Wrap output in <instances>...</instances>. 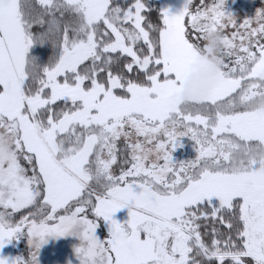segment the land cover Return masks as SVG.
Masks as SVG:
<instances>
[{
  "label": "snow or ice",
  "instance_id": "obj_1",
  "mask_svg": "<svg viewBox=\"0 0 264 264\" xmlns=\"http://www.w3.org/2000/svg\"><path fill=\"white\" fill-rule=\"evenodd\" d=\"M225 3L0 0V248L32 249L11 264L65 236L79 264H264V7ZM210 33L216 82L181 102Z\"/></svg>",
  "mask_w": 264,
  "mask_h": 264
},
{
  "label": "rangeland",
  "instance_id": "obj_2",
  "mask_svg": "<svg viewBox=\"0 0 264 264\" xmlns=\"http://www.w3.org/2000/svg\"><path fill=\"white\" fill-rule=\"evenodd\" d=\"M184 2L185 0H159V5L160 9L168 8L171 12L175 13L182 8ZM196 3H198V0H194L193 7ZM262 7H264V0H226L225 3V11L231 12L237 22L251 18L254 16L256 10ZM204 59L207 62L201 60L197 55L195 56L184 80L181 92L189 81L192 82L194 88L197 86L202 72L210 64V54H204ZM194 153H196L195 149ZM114 218L118 221L125 220L127 218V209L118 211ZM78 244L79 240L75 236H65L55 239L49 238L48 242L42 245L39 250L37 256L38 264H79L74 252V248ZM31 251L32 249L28 244V237L25 233L18 235L16 239H13L3 248H0V257L8 258L9 264L16 258H22L27 262L30 258Z\"/></svg>",
  "mask_w": 264,
  "mask_h": 264
},
{
  "label": "clouds",
  "instance_id": "obj_3",
  "mask_svg": "<svg viewBox=\"0 0 264 264\" xmlns=\"http://www.w3.org/2000/svg\"><path fill=\"white\" fill-rule=\"evenodd\" d=\"M205 39L206 46L201 53L210 54V64L202 72L199 83L195 88L191 81L185 85L183 91L179 94V100L181 102L196 99L198 95L207 92L216 82V77L221 65L222 41L218 33H210ZM256 106L258 109L264 110V98L259 99Z\"/></svg>",
  "mask_w": 264,
  "mask_h": 264
},
{
  "label": "trees",
  "instance_id": "obj_4",
  "mask_svg": "<svg viewBox=\"0 0 264 264\" xmlns=\"http://www.w3.org/2000/svg\"><path fill=\"white\" fill-rule=\"evenodd\" d=\"M146 6L151 10L152 15H155L158 12V10H160L159 0H146ZM197 56L201 60H204L207 62V60L204 59V54L199 53L197 54ZM194 149H195L194 142L191 139H189L188 137H181L179 141V146H177L172 151L174 162L179 164L181 162H187L189 160L194 159L196 156L195 154H197V153H194Z\"/></svg>",
  "mask_w": 264,
  "mask_h": 264
}]
</instances>
